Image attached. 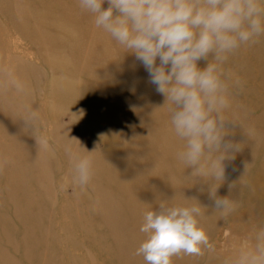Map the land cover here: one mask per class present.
Returning <instances> with one entry per match:
<instances>
[{
    "label": "rangeland",
    "instance_id": "1",
    "mask_svg": "<svg viewBox=\"0 0 264 264\" xmlns=\"http://www.w3.org/2000/svg\"><path fill=\"white\" fill-rule=\"evenodd\" d=\"M2 6L3 1L0 71L6 73L9 68L17 74L13 63L19 62L35 69L27 88L36 118L21 121V130L18 121L12 123L17 131L13 140L11 126L2 117L4 106L0 105V264H137L134 257L145 264L136 253L144 238L140 225L123 221L118 212V208L128 212L129 197L116 194L122 190L114 178L118 170L111 156L126 155L128 161L132 160L129 156L134 157V168H139L142 161L153 167L156 163L150 165L142 157L147 143L140 134L160 144L182 146L172 130L165 96L149 83L148 74L135 56L106 55L97 62L90 55L85 59L81 52L70 54L69 58L75 65L83 64L71 75L73 84L69 86L81 96L66 92H60V99L56 94L49 96L54 67L41 60L36 41L18 35L14 16L4 13ZM98 44L109 50L115 42L105 39ZM49 61L63 70L72 67L63 59L52 57ZM117 70H122L121 80L128 78L127 87L117 81ZM225 70L229 74L231 103L237 110L235 115L226 113L233 120L226 121L230 129L226 138L240 147L226 164L225 180L217 195L228 194L239 203L230 215L221 217L213 210L210 198L199 196L201 204L206 205L207 212L200 222L207 231L209 247L198 255L173 256L183 258L182 264H223L242 237L264 224V36L241 44L229 54ZM104 72L107 80L101 76ZM9 74L0 75V81L8 77L12 82ZM96 79L106 82L107 88H99ZM19 97L17 93L15 99L18 101ZM132 127L140 134L121 132ZM166 134L170 135V142ZM154 148L155 154L161 151ZM70 151H90L93 158V175L83 188L72 182ZM22 156H29V170L23 168ZM163 161L172 164L170 157ZM146 169L142 167V174L135 179L142 181L143 187L155 186L150 178L157 175ZM173 176L176 185L185 191L198 180L177 172ZM227 184L234 185L231 191ZM103 192L112 193V197L101 203ZM185 198H196V192L181 196V201L174 199L173 203L184 202ZM130 241L134 248L128 251Z\"/></svg>",
    "mask_w": 264,
    "mask_h": 264
},
{
    "label": "clouds",
    "instance_id": "2",
    "mask_svg": "<svg viewBox=\"0 0 264 264\" xmlns=\"http://www.w3.org/2000/svg\"><path fill=\"white\" fill-rule=\"evenodd\" d=\"M95 26L122 50L134 54L148 81L168 104L169 120L182 142L176 158L193 178L208 183L213 210L230 215L238 200L217 195L226 160L240 145L227 139L231 107L229 54L264 36V0H78ZM203 61V64L200 62ZM36 118L35 112L27 120ZM69 152L72 182L81 188L93 175L89 154ZM229 191L234 187L229 184ZM206 206L195 198L181 203L160 200L143 213L144 234L136 253L145 264H172L180 253L200 254L209 237L200 222ZM223 264H264V224L242 237Z\"/></svg>",
    "mask_w": 264,
    "mask_h": 264
},
{
    "label": "bare ground",
    "instance_id": "3",
    "mask_svg": "<svg viewBox=\"0 0 264 264\" xmlns=\"http://www.w3.org/2000/svg\"><path fill=\"white\" fill-rule=\"evenodd\" d=\"M2 1L5 6H2L3 12L7 15H11L12 17L14 16L13 23L18 31V35L22 38H25L26 40L29 39L32 42L36 41V47L38 48L41 60L45 64L54 67L53 69L55 71L52 74L49 82L52 94L50 91L49 96L56 94V98L60 99V92H66L73 96L76 95L75 97L81 96L78 91L75 92L72 88H69V86L73 84V81H71V75L75 72H78V68L82 67L81 65L83 64L78 62V65H75L73 62H69L71 60L69 59L70 54L77 55L79 52H81L84 54L83 56L85 59H88L90 55L92 59L97 60V62L100 56L106 55H108L107 57L110 55H117L120 58L123 57V54L134 56L132 53L122 52V50L119 47L117 48L115 44L112 47H109L110 51L106 49L107 47L100 46L98 43H103L105 39L110 40L111 42L114 41H112L110 36L101 28L95 26L92 14L81 9L78 0H0L1 4ZM13 9L15 10V13L18 14L17 17H15V13L10 14L11 10ZM72 9L74 11H72ZM61 49H63V51ZM52 57L57 60L63 59L64 63L68 61L72 66L71 68L66 69L68 70V73H66V70H63L58 65H52V63L49 61V59ZM67 64L68 63H66V65ZM13 66L17 67L18 76L17 74H12L9 68L6 73H4L2 70L0 71V75H8L10 73L9 76L12 77V82L9 81L8 77L0 81V95L2 96L0 105L4 106V115L2 117L5 122L11 126L14 140L17 131H14L15 126L12 123L18 121L20 124L19 130L24 129L22 128L21 121L27 120L28 114L30 112H35L32 108L31 99L27 88L29 79L33 76L35 69L29 65L22 66L20 62L13 63ZM84 71L88 74L86 69H84ZM116 72L114 75L116 76L117 81L122 87H127L129 83L128 78L121 80L120 76L123 75L122 70H117ZM90 73L91 71L89 74ZM101 76L107 80L106 72L101 73ZM32 79L33 78L30 80ZM95 83L99 88L102 86V90L107 88L106 82L102 80L96 79ZM131 84L133 85L132 81ZM13 89H16L15 96L17 93L18 95L20 93L18 101L15 99ZM62 97L65 96L63 95ZM236 111L235 105L231 103V107L226 113L235 115ZM121 132H130L131 136L135 133L140 134L138 130L133 127L130 129L125 128ZM140 135L141 138L144 139V143H147L145 144L146 150L142 153V157L146 159L147 163L150 165L156 163L153 167H150L142 161L144 164L141 163V166L143 169L144 167H147L146 171L155 173L157 177L150 178L151 183L155 186L143 187V182H139L135 179L136 176L142 174L143 170L141 166L139 168H134V166H132L133 162L135 161L134 157L128 155L132 159L131 162L127 160L126 155L120 157H115L113 155L111 156L112 164L118 170L116 175H113L116 182L118 183L117 187L122 190L116 194L120 196L127 195L129 197L128 212L122 211V208H118L120 210L118 212L122 213L120 216L122 217L123 221L130 220L133 223L140 225L142 222L143 213L150 207L155 208L158 206V202L160 200H169L170 203H173L174 199L181 201V196H192L194 191L196 192L195 199L198 201L200 197L202 199L209 198L208 183L203 178L197 177L198 180L194 182L193 186L187 188L186 191L184 189L182 190L176 185V177L173 176L174 172H177L178 175L187 174L188 176H191L190 168H184L182 162L176 158V153L181 148L179 146L180 144H174L176 146V148H174L173 146L163 143L160 144L159 142L150 140L144 134ZM120 136L123 135L120 134ZM165 137L166 140L170 142V135L166 134ZM153 146L161 149V151L155 154L154 152L156 149ZM166 156L172 159V164L170 166L167 165V163L165 164L163 161L164 157ZM21 161L23 162V168L29 170L31 166V160L29 156H22ZM229 162L230 160H226L225 164ZM152 187L158 188L156 190L150 191ZM131 193H133L132 197H130ZM111 194L112 193L109 192H103L100 195L102 198L101 203H104L108 200V198H111ZM221 196H223V194H221ZM144 198L145 200H143ZM199 202L201 203L202 201ZM205 212H207L206 209ZM133 245L134 243L132 241L127 243L128 251H131V249L134 248L132 247ZM134 259L137 264H140V259L138 257H134ZM182 262L183 258L172 257V264H182Z\"/></svg>",
    "mask_w": 264,
    "mask_h": 264
}]
</instances>
